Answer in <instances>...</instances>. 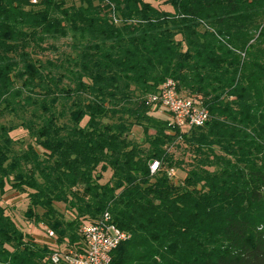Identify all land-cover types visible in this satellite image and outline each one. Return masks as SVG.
<instances>
[{
	"label": "trees",
	"instance_id": "16d2710c",
	"mask_svg": "<svg viewBox=\"0 0 264 264\" xmlns=\"http://www.w3.org/2000/svg\"><path fill=\"white\" fill-rule=\"evenodd\" d=\"M167 79L207 110L204 126L149 114ZM16 128L33 144L15 149ZM7 185L46 239L0 204V264H54L105 214L130 235L111 264H264V0H0V194Z\"/></svg>",
	"mask_w": 264,
	"mask_h": 264
},
{
	"label": "built area",
	"instance_id": "2783aa9c",
	"mask_svg": "<svg viewBox=\"0 0 264 264\" xmlns=\"http://www.w3.org/2000/svg\"><path fill=\"white\" fill-rule=\"evenodd\" d=\"M36 3V0H31ZM146 105H157L165 109L171 116V124L181 130L202 127L209 119L207 110L195 99L177 91L176 83L165 80L158 91L150 94L146 99ZM150 174H155L159 169V163L153 162ZM175 176V169L167 171V177L171 180ZM82 237V248L76 249L65 246L52 252L50 260L54 264H111V252L118 245L130 239V235L117 228L105 214L93 223H84L79 228ZM48 237L54 236L53 231L47 230Z\"/></svg>",
	"mask_w": 264,
	"mask_h": 264
},
{
	"label": "rangeland",
	"instance_id": "374dc122",
	"mask_svg": "<svg viewBox=\"0 0 264 264\" xmlns=\"http://www.w3.org/2000/svg\"><path fill=\"white\" fill-rule=\"evenodd\" d=\"M155 6H162L160 1L152 2ZM164 9H170L169 7H164ZM63 42H59L58 46H63ZM48 56H52L50 53L45 54H39V57L46 58ZM149 114L153 117L164 119V120H170L171 116L170 114L163 108L157 105H150L149 106ZM12 123L13 125H17L18 121L14 117H5L2 122H8ZM150 134L153 133V131H149ZM11 138L15 142V149H25L28 144H33L32 140L29 138L26 131H24L22 128H16L14 131L10 133ZM130 137L132 140L136 143H142L144 139L143 131L140 127L135 126L132 129V132L130 134ZM41 152V150L39 149ZM170 152H173L176 158H183L184 149L181 148H175L171 147ZM110 177V172H107L103 175L102 180L100 183H105ZM185 177L184 171L181 170H175V176L173 179H171V182L174 184H180L182 183V180ZM0 204L5 209V213L11 217V219L16 224L17 228L24 234L29 235L36 241H41L43 239H46L43 235V229H45V225L41 223H35L32 219H27L25 216V213L28 209V200L26 193L15 191L10 188L9 185L5 186L4 193L0 194ZM57 209L65 215V218L69 219V216L64 211V206L62 204H57Z\"/></svg>",
	"mask_w": 264,
	"mask_h": 264
}]
</instances>
